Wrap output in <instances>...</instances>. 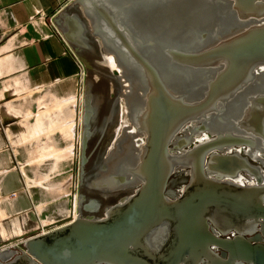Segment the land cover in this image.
Wrapping results in <instances>:
<instances>
[{"label":"water","instance_id":"1","mask_svg":"<svg viewBox=\"0 0 264 264\" xmlns=\"http://www.w3.org/2000/svg\"><path fill=\"white\" fill-rule=\"evenodd\" d=\"M126 1L72 0L67 10L59 12L58 20H62L60 34L63 40L69 46L83 49H90L86 36L90 31L95 34L98 32L96 35L102 44H108L109 38L105 32L108 27L114 31L121 45L143 66V77L148 92L144 118H138V123L148 138L141 160L128 170L131 181L124 177L119 179L120 183L113 180L112 174L122 171L124 164L130 165L137 152V149L127 142L124 144V153L111 160L108 174L91 181V187L114 190L137 185L138 181H141L142 185L136 189L134 196L105 209L101 218L81 215V205L85 197L79 194L76 215L72 206L67 218L22 236L21 246H0V264H187L188 259L192 262L189 264H200L202 258L208 259L210 264H264L263 243H251L238 231L241 236L234 240L213 239L206 229L207 218L201 219L210 212L214 219L223 224L235 222L244 225L247 221L255 220L260 224L259 232L264 237L263 190L251 186L232 188L204 177V157L215 149L221 150V140L218 138L200 144L177 160L172 159L168 153L171 139L183 125L189 121L205 119L207 114L216 108L221 98L232 92L236 81L241 78L242 65H264V0H230L242 22L255 20L241 38H232L210 48H178V51L171 53L178 65L191 66L197 70L215 67L220 62L227 64L226 70L209 82L205 97L194 101H187L185 96L171 92L159 78L157 70L135 53L125 36L128 30L123 22L129 7ZM66 4L67 2L63 5ZM211 6L209 0H174L169 4L167 18L163 17L162 13L148 15L142 12L144 15L134 14V19L140 20L144 31H163L165 37L177 45L197 47L199 42H193L196 41L193 37L201 29L211 25L216 17L222 25L233 20L224 9L218 11L219 14L215 17ZM75 7L80 8L82 16L68 13V10ZM139 23H135L136 28ZM122 68L133 82L132 92L126 97L129 109L139 107L136 90L141 85L140 79L133 71L123 66ZM200 75L194 76L189 84L197 87L203 79ZM182 78L185 79L178 73L173 77L174 82L170 81L169 85L172 88H183L182 85L186 82ZM90 89L88 82L83 87L81 100L78 187L83 184L87 163L86 150L91 136L90 120L93 108L90 105ZM236 113L234 104L227 118H234ZM252 121L254 128L261 132L264 128L262 97L253 102ZM212 127L217 130L226 127V124L222 125L216 120ZM185 159L192 162L190 164L194 179L186 188L189 195H186L177 207H171L163 202L161 192L173 164ZM260 190L261 194L257 195L256 192L259 193ZM99 207L100 204L93 199L83 206L85 211L91 213L96 212ZM175 212L176 244H168V249L156 256L150 251L147 239L150 235L154 236L157 227L164 220H169ZM205 239L211 240L212 245L228 254V259L223 260L213 255L210 246L202 243Z\"/></svg>","mask_w":264,"mask_h":264},{"label":"flooded vegetation","instance_id":"2","mask_svg":"<svg viewBox=\"0 0 264 264\" xmlns=\"http://www.w3.org/2000/svg\"><path fill=\"white\" fill-rule=\"evenodd\" d=\"M173 1L174 0H127L126 2L129 7L127 8V16H125L123 22L128 30V32L125 33V36L133 46L135 53H137L146 64L153 66L157 70L159 78L171 92L185 96L187 101L199 100L200 98H204V93L209 90V82L212 81L217 74L223 73L226 70L227 64L225 62H220L215 67H210L205 70H197L191 66L178 65L171 53L173 51H178V48L194 50L203 46L210 48L225 43L232 38H241L245 34V30L251 26V24H253L252 22H255V20L251 19L250 22H242L237 17V13L233 9V3L230 0H209L212 4L210 9L215 17L218 16V11L224 9L228 15L233 17V20L228 24L222 25L216 17L212 20L213 23H211V25L204 27L193 37L196 40L193 42H199V45L197 47H188L177 45L174 41L170 40V38H166L163 31H144L145 28L140 25V20L138 21L134 19V14L138 15L141 13V15H144L142 12H146L148 15H160L158 13H162V16L167 18L168 12L170 11L169 4ZM78 9L77 13L79 16H82L80 8ZM68 11L71 12V10ZM136 22L139 23V29L136 28ZM105 32L109 38L108 44L105 43V45H103L101 39L97 37L96 34L98 32L95 34L93 31H90L86 36L88 39L92 37L97 38L99 41L97 43L101 46L100 49L111 52L116 62L133 71L140 79L141 83L136 90V96L138 101L142 104L140 105L139 103V107L135 106L132 109H128L126 115L130 125L133 124L132 126L134 127V132L137 136V139H135L132 144V147L136 148L137 152L134 154L133 162L130 165L124 164L122 171L112 174L113 180L120 183L119 179L121 177L126 178L128 181L132 180L131 176L128 174V170L140 162L143 155V147L146 146V140L148 137L146 132L143 131V127L139 125L138 118H144L148 89L145 85V79L143 77L145 73L141 63L132 56L125 46L121 45V42L116 37L114 31L107 27ZM76 50L79 53L82 50L90 51L91 49H83L77 46ZM178 73H180L181 76H184L185 79H182L186 82L185 85H182L184 87L181 89L172 88L169 85L170 81L174 82L173 77L177 76ZM200 74L203 79L197 87H194V84H189L194 76ZM88 82L89 81L86 80L84 86ZM231 90L232 92L221 98V101L217 104L216 108L207 114L205 119H201L200 121H189L183 125L171 139L168 145V153L172 159L177 160V158L184 156L198 145L219 138L221 140L220 146L222 149H215L207 153L204 157L202 166L204 177L216 183L228 185L232 188L233 186L244 188L251 186L261 189L263 190L262 192H264V128L261 132L257 131L252 123L253 102L258 98H264V65H242L241 78L236 81ZM234 104H236L237 113L234 118L228 119V114L233 109ZM90 105L93 108V113L90 120L91 136L87 144V150L90 141L96 133L94 127L95 122L99 119V101H96L93 98L92 93ZM113 114L114 111L110 113L109 118L106 120V126H104L101 133H103V130H107L109 121H112L113 119ZM216 120L222 125L226 124V127L217 130L213 129L212 126ZM120 128L121 126L118 129L119 132ZM118 136L119 135L117 134L116 139L110 146L109 153H111V151L112 153L105 162L107 167H109L112 159L118 158L124 153L122 147L115 148V141ZM121 145L122 144H120V146ZM190 162L185 159L181 160L180 163L175 162V164H173L167 177L165 187L161 192L162 200L166 205L177 207V205L181 203V200L184 199L186 195H189L186 188L191 185V182L194 179ZM88 163L89 156H87L86 165ZM101 175L104 176L105 174ZM141 185V181H138L137 185H128L127 187H122L118 190L109 191L111 193H122L123 191L132 188L128 193L123 192V194L106 209L118 204L123 199H128L134 196L136 194V189ZM261 190L259 193L256 192V194H261ZM109 192L107 191V193ZM79 194H82L85 197L80 210L82 216H91L94 218H101L104 216L105 209L100 213L101 204L96 198H88L83 194L81 189L79 190ZM91 199L100 204L99 209L93 213L87 212L83 208V206L88 204ZM262 199L264 206V193L262 194ZM201 219H206L205 225L207 232L213 239L234 240L242 234V237L251 243L264 244V237L259 232L260 224L255 222V220L247 221L244 225L235 222L223 224L219 220L214 219L210 212L204 217H201ZM176 222L177 214L175 212L170 216L169 220H164L157 227L154 236L150 235L149 239H147V242L150 245L149 249L154 255L157 256L158 254L164 253L165 250L168 249V244H176L174 232ZM237 231L240 232V234ZM202 243L210 246L209 248L213 255H217V257L223 260L228 259V254L212 245L213 243L211 240L205 239ZM223 255H225V257ZM202 259V263L200 264H210L208 259ZM189 263L192 262L188 259L187 264Z\"/></svg>","mask_w":264,"mask_h":264},{"label":"crops","instance_id":"3","mask_svg":"<svg viewBox=\"0 0 264 264\" xmlns=\"http://www.w3.org/2000/svg\"><path fill=\"white\" fill-rule=\"evenodd\" d=\"M66 2L0 0V246L5 248L67 218L77 204L84 85L79 53L60 34L58 14ZM69 166L67 179L63 172ZM68 195V214L46 223L44 216L60 209L49 203ZM34 211L42 216L38 222Z\"/></svg>","mask_w":264,"mask_h":264},{"label":"rangeland","instance_id":"4","mask_svg":"<svg viewBox=\"0 0 264 264\" xmlns=\"http://www.w3.org/2000/svg\"><path fill=\"white\" fill-rule=\"evenodd\" d=\"M71 4L72 1L68 0L66 6L63 7L62 11H65ZM78 10L79 9L75 7L71 10V12L77 13ZM97 42H99L97 38H89L88 45L90 46L91 50H82L78 54L82 83L84 85V82L86 80L91 83L92 96L96 101H99V119L95 122L94 127L96 133L90 141L89 148L87 150L89 163L84 168L83 184L82 186L78 187V182H76V193L81 189L83 194H85L88 198H96L101 204L100 213H102V211L112 205L123 194V192L128 193L130 190H132V188L123 191L122 193H107L89 187L91 185V181L97 180L98 178H101V174H107L109 172V167L106 166L105 162L112 153V151L111 153H109L110 146L116 139L117 134L120 136L119 133H121V131H118L119 127L121 126V128H123L127 124L130 125L125 114L124 102L120 99L119 96L120 86L118 82L114 80V78L116 79L118 77L119 73L116 70L111 69L112 67L105 55V52L107 50H101V46ZM112 111H114V114L112 116L113 119L112 121H109L107 130H103V133H101L104 126H106V120L109 118ZM78 167L79 161H77L75 167L77 172ZM72 171L73 166L66 167L63 175L68 179ZM64 192L65 194H68L70 192V185L66 186ZM69 198V195L63 200H61L60 198H55L54 201L49 203L50 206H59L60 209L55 210L57 213H48L47 215H45L44 218L46 223L58 221L68 214V208L67 206H65L64 202L68 203ZM34 212V218L36 222H38L39 219H41L40 217L42 216L36 213V211ZM21 242L22 241H18L15 244L17 246H21Z\"/></svg>","mask_w":264,"mask_h":264},{"label":"bare ground","instance_id":"5","mask_svg":"<svg viewBox=\"0 0 264 264\" xmlns=\"http://www.w3.org/2000/svg\"><path fill=\"white\" fill-rule=\"evenodd\" d=\"M105 55H106V58H107L109 64L112 67V68L111 67L110 68L113 70H116L119 73L118 77L116 79L115 78L114 79L116 80V82H118V84L120 86L119 96H120V99L124 102L125 112H126L125 114L127 115L129 105L126 102V97L130 96V94L132 92V88H133L132 79L128 75L125 74L122 66L116 62L112 53L106 51ZM120 131H121L120 136L115 141V148L122 147V150L125 151L124 144H126L127 142H130L131 146H132L135 139H137V136L135 135L134 127L132 126V124L131 125L127 124L125 127L121 128ZM120 144H122V145L120 146ZM89 187L92 188L91 185ZM93 189H95V188H93ZM119 189H121V188H119ZM96 190H99L102 192L113 191L109 188H102V189H96ZM114 190H118V189H114Z\"/></svg>","mask_w":264,"mask_h":264},{"label":"built area","instance_id":"6","mask_svg":"<svg viewBox=\"0 0 264 264\" xmlns=\"http://www.w3.org/2000/svg\"><path fill=\"white\" fill-rule=\"evenodd\" d=\"M27 195H28V192H27ZM29 196V195H28Z\"/></svg>","mask_w":264,"mask_h":264}]
</instances>
